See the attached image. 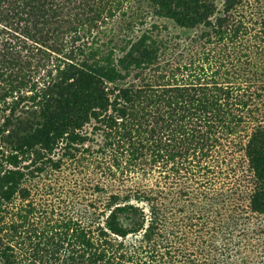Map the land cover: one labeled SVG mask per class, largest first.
<instances>
[{"label":"rangeland","instance_id":"1","mask_svg":"<svg viewBox=\"0 0 264 264\" xmlns=\"http://www.w3.org/2000/svg\"><path fill=\"white\" fill-rule=\"evenodd\" d=\"M204 1L208 19L225 18L223 24L240 35L238 40L229 29L232 43L224 38L212 44L216 36L209 23L178 24L165 12L166 4L182 6L176 0H114L99 9L97 20L84 23L79 46L68 57L53 51L45 57L47 68L35 80L46 72L53 78L41 92L52 96L55 111L66 109L75 84L95 80L94 68L105 65L113 69V77L102 80L106 88L148 100L157 87L181 82L189 62L222 56L245 66V56H264V0ZM252 45L260 48L251 50ZM8 113L0 116V225L13 219L50 231L75 220L88 224L90 215L104 219L115 200L137 208L126 212L131 219L123 226L137 221L146 227L154 216L165 215L167 224L155 220L165 223L158 230L169 239L170 254L184 264H264V211L253 206L254 185L241 176L247 161L241 167L237 159L243 152L212 176L187 164L158 162L149 154L154 145L135 149L139 144L129 143L124 129L109 135L98 120L72 133L70 127L52 142L44 104ZM143 129L132 140L148 143ZM134 233L139 231L126 240L140 237Z\"/></svg>","mask_w":264,"mask_h":264},{"label":"trees","instance_id":"2","mask_svg":"<svg viewBox=\"0 0 264 264\" xmlns=\"http://www.w3.org/2000/svg\"><path fill=\"white\" fill-rule=\"evenodd\" d=\"M102 1L0 0V116L6 111L8 117L13 116L16 110L44 104L45 127L52 142L62 138L70 127L72 133L98 120L109 135L124 129L122 136L129 143L139 144L135 149L154 145L149 154L158 162L170 160L178 167L187 164L212 176L234 153L243 152L245 157L237 159L241 167L247 161L241 176L245 174L254 185L250 194L253 206L264 211V56H245V66L222 56L214 60L209 57L207 63L189 62L181 82L157 87L148 100L145 96L134 98L126 89L111 92L102 80L111 79L113 69L101 63L100 68H94L98 74L95 80L75 84L69 93L71 105L57 111L50 106L52 96L41 91L53 77L50 79L46 72L49 79L41 76L35 80V75L47 68L42 61L51 56L50 51L68 57L79 46L77 35L84 23L97 20L99 9L114 3ZM176 1L182 6L166 4L165 12L178 24L209 23L217 37L210 41L212 44L224 38L232 43L229 38L234 29L223 24L226 19L222 17L211 22L207 16L210 8L204 0ZM233 36L238 40L240 35ZM142 128L149 145L132 140ZM247 172L252 175L248 177ZM109 206L113 207L104 219L90 215L88 224L75 220L50 231L31 228L32 224L25 227L21 221L10 219L0 225V263L184 264L170 254V241L158 230L165 226V215H153L154 220L146 227L137 221L129 227L123 226L125 219H131L125 214L137 208L115 200ZM156 219L165 223H156ZM137 231L134 234L140 237L126 240L129 233Z\"/></svg>","mask_w":264,"mask_h":264}]
</instances>
